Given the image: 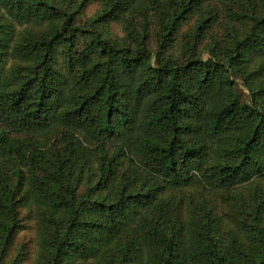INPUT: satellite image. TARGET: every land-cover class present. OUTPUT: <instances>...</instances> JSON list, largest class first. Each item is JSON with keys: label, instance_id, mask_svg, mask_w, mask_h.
<instances>
[{"label": "trees", "instance_id": "obj_1", "mask_svg": "<svg viewBox=\"0 0 264 264\" xmlns=\"http://www.w3.org/2000/svg\"><path fill=\"white\" fill-rule=\"evenodd\" d=\"M89 1L0 0V264H264V0Z\"/></svg>", "mask_w": 264, "mask_h": 264}, {"label": "rangeland", "instance_id": "obj_2", "mask_svg": "<svg viewBox=\"0 0 264 264\" xmlns=\"http://www.w3.org/2000/svg\"><path fill=\"white\" fill-rule=\"evenodd\" d=\"M61 3H64L66 0H60ZM215 7L219 11V16L217 22L213 26V28L208 32L203 44L200 46V51L204 52V49L207 46H212L215 44L218 49L223 50L226 41L230 39V25L226 26L225 21H223V17L226 16L225 11L221 9L222 2L227 0H214ZM148 2V1H147ZM105 4L101 0H91L87 3L85 8L82 9L81 14L79 15V20L81 22H89L95 15L100 13L105 9ZM149 8H151V4L149 3ZM154 13L153 7L150 9V14ZM196 17L192 18V20L183 27L181 34L185 32L195 21ZM152 21H154V17H152ZM109 27L107 28L109 32H111L112 36H123V22L111 21L107 24ZM153 25L157 27L159 24L154 22ZM22 28V27H18ZM244 28H242L243 30ZM205 57H207V53H203ZM12 59H10L8 64L12 63ZM25 138V137H24ZM22 214L25 215L24 219H22L21 225L22 229L18 233L14 244L9 250L7 259L3 261V264H11L17 257L20 261L19 264H36L39 256V238H38V230L36 226V222L34 220L33 213H29L28 209L22 211ZM22 259V260H21ZM99 259H89L84 260L80 258L77 260L76 264H99Z\"/></svg>", "mask_w": 264, "mask_h": 264}]
</instances>
